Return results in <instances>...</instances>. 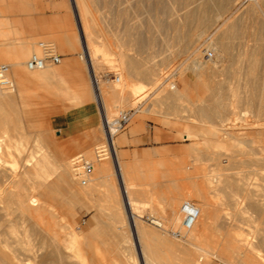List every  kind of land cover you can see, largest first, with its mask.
<instances>
[{"label":"rangeland","instance_id":"rangeland-1","mask_svg":"<svg viewBox=\"0 0 264 264\" xmlns=\"http://www.w3.org/2000/svg\"><path fill=\"white\" fill-rule=\"evenodd\" d=\"M91 1L85 0L87 11H89L87 12V18L90 23L94 22L92 25H94L93 28H96V31L100 35L99 42L107 43V52L113 54L107 57L108 63L102 62L97 66L95 72L97 74V82H99V87H106L107 91L109 88H116L121 98V100L113 101L112 97H109L110 94L106 95L108 100H112H107L110 111L108 118L112 117L118 110L125 112L134 111L131 122L126 130L119 133L114 139L116 148L119 150V147L123 145L121 139L125 138L126 135L134 136L145 133L147 124L162 128L169 125V121L174 122L177 120L189 126V128L200 129L206 127L223 131L219 132L220 139L218 137L212 138L209 141L210 143L208 142L209 144H225L232 141V139L229 140L230 137L228 136H232L231 138L235 141L245 140L248 143L253 142V147L254 149L256 148L258 153L255 157L241 155L235 149L216 148L213 150V154L219 155L223 162L230 160L232 166L229 168L228 163H223L224 166L221 164L219 168H223L224 173L221 170L217 172L219 175H225V178L223 175L225 180L221 179L227 185L230 183V186H222L217 192L210 194L207 191L208 189L205 190L206 187L203 188L205 183L202 184L203 186L201 183L204 182V177L211 170L217 168L219 162L214 160L215 156L212 157L210 155L209 148L201 147L202 153L198 154V157L190 150L192 144H201L203 142L201 138L185 140L181 134H179L180 136L175 135L179 146L173 152L171 162L164 164V176L157 179L162 183L164 193L169 192L165 196L166 198H169L171 195L177 196L179 193H182V195H184L183 193L186 195L191 194L199 184V187H202L205 192L207 191L206 196H208L207 198L210 199V202L213 204L212 207H214L211 231L215 230V228L216 231H209L210 234H206L208 237L206 236L204 242L200 244L206 249L203 262L210 260L212 264H238V260L234 256L225 259L224 255H222V253H226V250L229 252L234 251L232 249L234 245L231 241L236 239L242 243L250 241L256 246L262 240V245L251 255V261L252 264H264V163H259L264 162V152L260 149L263 147V144L260 143L261 139L258 134L261 130H264V117H261L257 111L264 106V0H93L92 4L90 3ZM0 8H3L4 11L7 10L6 13L2 12V15H7L12 23L19 24L20 27L26 30L40 25L55 28L64 21L72 23L69 33L60 35L57 37V41L44 37L32 40L31 44L33 47L30 46L28 55L22 60H18L17 58V48L7 47V44L0 41V65H6L10 68L9 79L14 83L12 92L9 89L3 95L5 100L9 101L10 105L12 104L11 110L15 116H13V119H17L18 123H15L17 124L15 125L16 129L12 128L13 125L10 124L8 126L9 130L7 129L8 132L6 131L7 134L3 136L6 135V138L12 136L16 139L22 134L23 141L21 142L24 143L25 159H30V165L34 166V163L36 164L41 160L45 152V154H50L48 162L39 165V167L45 166V172H43L48 173L44 175L47 177V183H51L53 187L51 190L53 194L49 198V203L51 204L49 205L54 206L57 216L59 215L61 219L65 218V211L68 209L67 212L69 211L73 214L74 218H76L77 227H80L82 230L89 229V221L94 218V231L91 236L88 237L87 241V238H84L85 240L82 238L83 241H80L82 249H85L81 252H83V259L86 264H142L141 259H138L140 253L134 242L129 238L130 233L125 226L127 224V217L124 215L125 213L120 201L122 191L119 179L114 175V165H112L110 160L99 163L95 160V148L104 142L100 114H94L91 121L83 124L79 123L72 118L71 114H64L63 107L57 100L48 96L40 100L34 98L37 95L44 96L45 91L38 85H27L26 91L23 93V95L27 96L25 101H20L16 97L17 80L13 79L15 77L14 73L15 71H20L22 75L30 74L26 71L25 64L30 55L36 52L35 45L38 42L42 41L52 45L56 49L55 53L61 56L60 63L51 67H64L70 65L73 60L80 64L81 67H84L85 61L80 59L83 43L80 39L78 19L71 5V0H0ZM66 36L71 38L74 50L66 48ZM132 40L142 42V47L135 45ZM115 44L118 46H115ZM221 50H224V53L222 51V57L216 60L218 51L221 54ZM117 52L123 53L128 58L133 59V61L140 62V64H143L144 61L142 62V60L152 58L157 66L154 80L157 81L158 88L161 89L171 85L175 89L169 91L167 94L159 95V89H151L144 82L146 81L144 79H123L125 71L118 62ZM226 52L228 55H226ZM207 53L212 54L211 59H206ZM199 56L203 62L206 61L207 63H204V73L202 72L201 75L196 72L195 75L194 72L191 73V62L194 57ZM247 56L248 58L251 56L256 57L257 62L255 65L249 66ZM214 61L215 64L211 63ZM19 65L21 67H17ZM208 66L213 67V69L207 68ZM51 67H48V69ZM209 69L213 70L214 75H211V73V76L208 75ZM33 74H37V72ZM113 75L120 78V84L111 83ZM207 76L211 79H208ZM82 80L87 92H90V81L85 70L83 71ZM123 82L127 83V86L123 87ZM71 83L74 85L78 81L72 79ZM132 84L135 86H140L141 84L144 85V88L139 93L134 94V89L131 88L133 89L131 90L129 88ZM178 92L180 95L177 94ZM125 99L128 102H124V104L123 101H126ZM22 102L36 103L37 105L23 108L21 106ZM0 117L2 116L0 115ZM0 120L2 121L3 118H0ZM43 135L47 138V145L41 140V136ZM250 135L254 137H250ZM118 152L117 157L120 154ZM235 152L238 153L236 154ZM17 156L13 154L7 157L10 164L8 166L15 173L21 172L20 164L22 160H19L18 163L17 161L20 158ZM76 157L94 162L93 172L90 178L85 180L86 184H89H87L88 187L92 189V195L89 193L88 196L90 198L87 196L84 201L69 204L67 202L68 194L66 189H63L62 186L57 187L58 184H55V181L57 182V172L53 171V167L48 168V166H52L53 162L57 166L62 160L73 161L72 159ZM4 159L6 160V158ZM247 159H252V164H249L250 161ZM216 162L218 163L215 165ZM254 162L256 165L258 163L263 164L262 166L258 164L262 168L261 171L253 165ZM105 164L110 166L108 167V174L110 173L108 175L109 183H99L95 181V172L98 166ZM246 164L251 166L248 168ZM225 168L228 170H225ZM33 172L31 173L34 174ZM125 176H127L124 180L126 182L125 190L137 201L133 205L132 213L142 226L153 230L159 236L157 237L158 239L156 237L155 239L153 238L154 242L152 241L157 246L152 244L155 252L152 253L151 262H154L153 264H162L163 262V264H184L182 252L179 254L178 252L165 250L162 253L161 250L163 248L160 246L164 237L166 242H174L175 245L182 244L181 246H183L186 244L185 247L187 246L186 248L192 252L193 247L191 248L190 245L184 242L185 238H181L180 228H175L176 230H170L168 233H165L162 229L160 231V228H157L155 225L154 227L153 224L151 225L152 222L148 223L145 221V218L151 221L154 219L156 221L159 220L158 222L163 224L167 220V216L163 213L165 209L164 203L162 206L155 199L151 198L152 205L157 208V210H153L149 203L140 202V192L150 190L148 176L140 172L135 174L125 173ZM82 179L84 180L85 178ZM26 180L27 184H31L34 181V177L30 175ZM244 180L248 184H252L254 189L241 192L242 190L239 188L241 187L240 182ZM107 183L112 185L109 186ZM234 183H236V186H233ZM231 184L233 185L231 186ZM87 185L85 186L87 187ZM91 185L95 186L92 188ZM85 186L81 185V188L83 189ZM86 187L83 190L89 192ZM184 199L181 203L179 202L177 208H180V204L184 201H190L197 206L203 204L200 199L194 196L191 199L187 197ZM226 200L229 203L225 202ZM115 205L119 207L117 208ZM252 207L256 208L257 211L252 210ZM115 210L118 211L116 212ZM115 212L119 214L118 220L114 219V215H117ZM52 225L53 223L51 224V221H49L50 229H53ZM177 232H179V237L174 235ZM83 242L87 245L84 246ZM221 246L224 250L221 249ZM226 246H229L228 249ZM220 252L222 253L220 254ZM198 264H201V262Z\"/></svg>","mask_w":264,"mask_h":264},{"label":"bare ground","instance_id":"bare-ground-1","mask_svg":"<svg viewBox=\"0 0 264 264\" xmlns=\"http://www.w3.org/2000/svg\"><path fill=\"white\" fill-rule=\"evenodd\" d=\"M92 1L90 2L91 4H92ZM71 5L74 8L73 10H75L74 12H76V16H77V19H78V31H79L80 39H81V41L83 43L82 44V46H83L82 47V56L80 57V59L85 61V64L87 65V67H88V69L90 71L91 78H92V86H93L94 95H95V98H96L95 102L97 103V108L99 109L100 116H101V109H102L104 114H105V116L108 118L110 111L108 109V105H107L108 98L106 97V95L110 94L109 97L110 98L112 97V99L114 101V100H121L120 93H119V91L116 88H109V90L107 91L105 89L106 87H104V88L103 87H99V82H97V78H96L97 74H95V72L97 70V66L99 64H101L102 62L108 63L109 61L107 60V57L112 56L113 54L111 53L112 54L111 55V54H109V52H107V50H106V47L108 46V45L106 46L107 43L105 44V43L99 42V39H100L99 36L100 35L96 31V28H93L94 25H92V24L94 22L90 23V21L87 18V15H88L87 12H89V11H87V6L85 4V0H71ZM252 6H253V4H252ZM163 13H165V12H163ZM93 21H95V19H93ZM3 25L4 24H2V22H1L0 26H3ZM10 33H11V31L1 32L0 33V41L5 43V44H7L6 45L7 47L19 46L21 44L19 39L17 37H15V36H11ZM132 36H133V34H132ZM132 42L135 43V45H137L139 47H142V42L136 41V40H132ZM258 42H259V40H258ZM38 43H36V45H35V48H36V52L35 53H39V49L37 47ZM43 43H46V42H43ZM113 43H115V42H113ZM46 44H48V43H46ZM48 45L55 52V49L53 48V46L50 45V44H48ZM115 46H118V45L115 44ZM253 48H254V46L252 47V50H253ZM255 49H257V48L255 47ZM222 51L224 53V50H221V52H220L221 54H219V51H218V55L219 56L218 55L216 56V60L219 57H222ZM227 52H226V55H228ZM35 53H32V54H35ZM250 54H252V53H250ZM247 55H248V53H247ZM57 56L60 57V61H61V56H59V55H57ZM193 56H194V54H193ZM200 56L199 57H194L192 59V62H191V69H192L191 73L194 72L195 75H196V72L202 75V72L204 73V71H203L204 63L205 64L207 63L206 61L203 62L201 60ZM117 57H118V60H119L118 62L120 64L121 68H123L124 71H125V73L123 75V77H124L123 79H131V78H133V79L134 78L135 79H141V80L144 79V80H146L144 82H146L147 85H149L151 87V89L152 88L153 89H156V88L159 89L157 81L154 80L155 77H156L157 66H156L155 61H153L152 58L151 59H149V58L148 59L141 58V59H144V60H142V62L143 61L144 62H143V64H140V62L137 63L135 60L133 61V59L128 58L126 55H124L121 52L118 53ZM223 57H225V56L223 55ZM145 58H146V56H145ZM247 58H248V56H247ZM215 61L211 62V63L215 64ZM256 62H257V59H256L255 56H251V57L248 58L249 66L255 65ZM51 66H56V65H47L44 68L39 69V70H29L26 67V64H25V69L28 72H40V71H43L44 69H46L48 67H51ZM211 66H213V65H211ZM207 68L213 69V67H210V66H208ZM210 73L212 75L213 74V70L209 69V74H208L209 76H211ZM199 74H197V75L199 76ZM9 75H10V68H9V74L7 75V85L0 86V115L2 116L0 118H3L2 121L0 120V122H1L0 123V132H2L1 135H0V264H86L84 259H83V252H81V251H84L85 249L84 248H83L84 250L82 249V247L80 245L81 244L80 241H83L82 238L83 239L87 238L86 239V241H87L88 237L91 236L92 232L94 231L93 230V228H94V223H93L94 222V218H92L89 221L90 228L82 230V229H80V227H77V224H76V221H75L76 218H74L73 214H71L69 211L67 212L68 209H66V211H65L66 212L65 213V218L61 219L59 217V215L57 216L56 209H54V206L52 207L51 205H49V204H51V203H49V198H51L50 196L53 194L51 192L53 187H52L50 182H49L50 184L47 183V177L44 175V174H48V173H44L45 172V168H44L45 166L44 167L43 166L39 167V165H43V164H46V162H48V157L50 156V154L49 155L45 154L46 153L45 152L43 154L41 160H39V161L37 160L38 162L36 164L34 163V166L30 165V161H29L30 159L29 158H28L29 160L25 159L26 156H25V152H24V149H23L24 143L21 142V141H23L22 140L23 139L22 134H20L19 138L17 137L18 139L17 138L14 139V137H12V136H8L7 138L5 137L6 135L3 136L4 134H7V132H8L7 129H8V126H10V124L13 125L12 128L13 127L15 128V125L18 124L17 123V119L16 120L13 119V116H14L13 113L14 112L11 110L12 104L10 105V102L6 101L5 97L3 95V94H5L7 92V90L11 89V92H12V89H14V83H13V81L11 79H9ZM113 76L115 77V79L112 80L111 83L115 82V83H119L120 84V78L116 77V75H113ZM198 76H196V77H198ZM209 76H207L208 79L210 78ZM248 76H249V73H248ZM93 77H94V79L97 82V88H98V91H99V97L96 95V91H95V87H94V83H93ZM141 80H140V82H141ZM263 80H264V78H263ZM261 82H263V81H261ZM258 83H260V81H258ZM123 84H124L123 87L127 86V83L123 82ZM262 87H263V85H262ZM129 88L130 89L133 88L134 89V94H137L140 91H142V89L144 88V85L140 84V86H137V85L135 86V85L132 84ZM133 89H131V90H133ZM174 89H175V87H172L171 85H169L168 87H163V88L159 89L158 94L159 95L167 94L169 91H172ZM257 90H258V88H257ZM211 91H212V89H211ZM8 93H10V92H8ZM177 94L180 95L179 92ZM5 96H7V95H5ZM213 96H214V94H213ZM251 99H253V98H251ZM109 100H111V99H109ZM125 100L126 101H123V103L124 102H128L127 99H125ZM179 101H181V100H179ZM252 101H254V100H252ZM261 104H262V102H261ZM253 109H254V107H253ZM256 109H258V108L256 107ZM257 111L259 112L261 117L262 116L264 117V106H262V108L257 110ZM199 113H200V111H199ZM257 115H256V117H257ZM15 123H17V124H15ZM170 123H173L174 125H176L178 127L179 131L177 133L181 134L182 137L185 138V140L191 139V138H201L202 139L203 142L201 144L194 143V144H192L190 146V150L193 153H195L197 155V157H198V154L202 153L201 152L202 151L201 147L202 148H209V150L211 152L210 155L212 157L215 156L214 160L215 161L217 160L219 162V163L218 162L215 163V165L218 163V166H217L216 169L211 170V172L208 175H206L205 177L203 176L204 177V182L201 183V185L203 183H205V186H203V185L202 186H203V188L206 187L205 190L208 189L207 191H209L210 194L213 193V192H217L218 189L220 187H222V186H225V187L226 186H230V183H229V185H227V183H224V181H222L221 178H223L224 174L223 175H219V174H217V172L218 171L220 172V170L223 172V170H222L223 168L222 169L219 168L221 164L224 166L223 163H228L229 168H230V166H232L230 160L229 161L226 160L225 162H223L220 159L219 155H214L213 154V152H214L213 150L214 149H216V148H218V149L219 148H222V149L225 148V149H231V150L235 149L241 155H244V156H247V157L248 156L249 157H255L256 155H258L256 148L254 149V147H253V142L248 143L245 140L235 141V140H233V138H231L232 136H228V137H230L229 140L232 139V141L227 142L225 144H209L210 143L209 141L212 138H217L218 137L220 139L219 132H223V131L217 130L216 128L215 129L206 128V127L205 128H200V129H196V128H192V127L189 128V126H187L185 124H182V122L180 123L178 120L174 121V122H170L169 121V124ZM15 129H14V131H15ZM251 132H253V131H251ZM248 134H250V133H248ZM248 134H246V135H248ZM258 134H259V137L261 139L260 143L263 144V147L260 148V149H261L262 152H264V130H261V132H259ZM18 135H19V132H18ZM23 136H24V134H23ZM224 136H225V134H224ZM251 136L252 135H250V137ZM41 137H42V139L41 138H39V139H41L43 141V143L45 145H47L46 136L43 135ZM228 137H227V139H228ZM246 137H249V136H246ZM252 137H254V136H252ZM254 141H255V139H254ZM26 142H27V140H26ZM41 142H40V144H41ZM113 142H114V140H113ZM45 145H44V148H45ZM113 146H114V152H115V159L105 158V159H103L102 161H99V162H103V161L105 162L106 160H110L112 165H114V175H115L116 178L119 179V184H120V188H121V191H122V193H121L122 195H120V201H121L122 206H123V210H124V213H125L124 215H126V217H127L126 218L127 219L126 220L127 224L125 226L128 228V231L130 233V234L128 233L130 235L129 238H131V240L134 242L137 250L139 251L140 255H139L138 259H141L142 264H153L154 262L152 263L151 260H152V253L155 252V248H154V246L152 244L155 245V243H152V241H153V238L155 239V237H156V239H158L157 237H159V236L153 230H151V229L149 230V229L145 228L144 226H142L139 223L138 219H136L134 214L132 213L133 205L137 201L132 197V195L130 193L127 192V190H125L126 182L124 180H125V177H127V176L124 175L125 172L123 173L122 168H121L122 166L121 165H117V163H116V161H117L116 144L114 143ZM42 149H41V151H42ZM46 149H48V148L46 147ZM39 151H40V149H39ZM27 153H28V151H27ZM32 153H33V151H32ZM13 154L18 155L17 157L20 158L17 161L18 163H19V160H22V163L20 164L21 165V167H20L21 168V172H19V173H15V171L8 166V164H9L8 161L9 160H7V157L12 156ZM259 156H261V155H259ZM235 157H236V155H235ZM4 158H6V160ZM72 160L73 161L62 160L61 162H59V164H57V166H55L54 162H53V165L51 164L52 166H50L49 164H48L49 166L47 165L48 168L53 167V169H54L53 171L57 172V174H56L57 175V177H56L57 182L55 181V184L56 183L58 184L57 187L62 186L63 189H66L67 194H68L67 202L69 204H75V203H78L80 201H84V199L89 195V193H91V195H92V189L88 187L89 184L87 183L88 184L87 185L86 181H85L86 179L90 178L92 173L90 174L89 177H86L84 180L83 179L81 180V178H82V176H81V170H82L81 164L83 162H87L89 164L90 163L93 164L94 162H89V161H87L85 159H82L81 157H76L75 159H72ZM263 160H264V157H263ZM232 161H233V159H232ZM248 161H250L249 164H252V162H253L252 159L248 160ZM99 162H97V163H99ZM243 163H245V162H243ZM259 163H264V162H259ZM258 164L256 165V163L254 162L253 165H255V167L259 171H261L262 168L259 167V165H261V164H259V165ZM246 165H248V164H246ZM246 165H244V166H246ZM250 166L251 165H248V168ZM72 167H73V170H72ZM108 167H110V166H108L106 164L97 167L96 172H95V181H97L99 183L100 182L106 183V182L109 181L108 175L110 173L108 174V172H109L108 171ZM233 167H234V165H233ZM225 170H228V169L225 168ZM32 171H34L33 172L34 174L31 173ZM30 175L34 177V181L31 184H27V180L26 179ZM163 176H164L163 172H160L158 170H154L150 174L148 179L150 178L149 180H154V179L157 180L158 177H163ZM226 177H227V175H226ZM224 178H225V175H224ZM224 178H223V180H225ZM240 183H241V185H240L241 187H239V188H241V190H242L241 192H243V191L245 192L247 190L254 189V186L252 184H248L247 182H245V180L241 181ZM92 184H93V182H92ZM235 184L236 183H234V185L231 184V186L232 185L236 186ZM81 185L82 186L87 185V187L86 186L85 187L87 188V190L89 192H86V190H83V189H85V187L82 189ZM111 185H109V186H111ZM93 186H95V185H93ZM93 186H92V188H93ZM99 186H101V185H99ZM199 186H200V184L194 188V190H193V192L191 194H188V195H186L185 193H183L184 195H182V193L181 194L179 193V194H177L178 196H175V195L172 196L171 195L169 198L168 197L167 198L163 197L162 201H163V203L165 205V209H164L163 213H165V215L167 216L166 217L167 220H166L165 223L162 224V223L158 222L159 220L156 221V220L153 219V221L151 223V225L152 224H153V226L155 225L157 228H160V231L162 229L165 233H168V231H170V230L173 231L175 228H180L181 238H183V239L185 238L184 242L187 243L188 245H190L191 248L193 247L192 252L189 251L186 248L187 246L185 247L186 244L183 245V246H181L182 244L181 245H175L174 242H172V243L170 241L166 242L164 237L162 238V245H160V246H162V248H163L161 250L162 253L165 250H167L169 252H178L179 254L182 252L183 255H184V258H183L184 259V261H183L184 264H198L200 262H201V264L202 263L203 264H212L210 260H205L203 262V258L206 255V249L203 248V246L200 245V244L204 242V239L207 236L206 234L207 233L210 234L209 231H211V229H212L211 227H212V224H213L212 223V218H213V212H214L213 208L214 207H212L213 204L210 202V199L207 198L208 196H206V194H207L206 192L207 191L205 192V190L202 187H199ZM112 188H113V186H112ZM234 189H237V188H234ZM110 190H112V189H110ZM167 191H169V190H167ZM219 192H220V190H219ZM251 193H253V192L251 191ZM251 193H250V196H251ZM193 196L198 198V199H200L203 202V204L200 205V206L199 205L197 206V205H195L193 203L195 205V207L197 208V210H198V214H199L198 218L196 220L195 225L189 231H183L181 229V223H180V221L182 219L180 208H181V205L183 203L190 202V201H184L182 204H180V208H177L178 207L177 205L179 204V202L181 203L182 200H185L184 199L185 197L191 199ZM210 196H212V195H210ZM214 197H216V196H214ZM242 197H241V199H242ZM252 197H253V195H252ZM251 200H252V198H251ZM225 202H228V201L226 200ZM249 202H251V201L249 200ZM114 203H118V202H114ZM115 206L117 208L119 207L117 205H115ZM258 208H259V206H258ZM69 209L71 210V208H69ZM248 209H250V208H248ZM252 210L257 211L256 208H253ZM118 216H119V214L114 215V219L118 220ZM49 221H51V224L53 223V225H52L53 229H50ZM115 226H117V225H115ZM213 230L211 232L216 231V228H215L214 231ZM155 231H156V229H155ZM218 232H219V230H218ZM218 232H216V233H218ZM121 235H122V233H121ZM126 235H127V233H126ZM86 241H84V242H86ZM261 241L262 240H260L258 242L259 245L256 246L255 244H252V242H250V241L248 243H242L241 241L235 239L234 241H231L233 243V245H234V248H232L234 251L233 252H229L228 250H226V253L220 252V254L222 253V255H224L225 259H229V258H231V256H234L235 258H237L238 264H252L251 255L253 254L254 251L259 249L260 245H262L263 241H262V243H261ZM157 242L159 243V241H157ZM150 243H151V245H150ZM214 244H216V243H214ZM85 245H87V244L84 243V246ZM220 245H222V244H220ZM155 246H157V245H155ZM228 247L226 246L227 249H228ZM85 248H87V247H85ZM221 249H222V246H221ZM222 250H224V249H222ZM221 257H223V256H221ZM200 258H201V261H200ZM89 261H90V259H89ZM116 261H118V260H116Z\"/></svg>","mask_w":264,"mask_h":264},{"label":"crops","instance_id":"crops-1","mask_svg":"<svg viewBox=\"0 0 264 264\" xmlns=\"http://www.w3.org/2000/svg\"><path fill=\"white\" fill-rule=\"evenodd\" d=\"M6 11L7 10L4 11L3 8H0V25L1 22L4 24L0 26V33L11 31V36H15L19 39L21 44L12 47L13 49H18V60H22L28 55L30 46L33 47L31 44L32 40L44 37L57 41V37L69 33L72 25V23L64 21L55 28L40 25L26 30L20 27L19 24L12 23L7 15L1 14L2 12L6 13ZM65 46L69 50H74L73 42L69 36H66ZM17 67H21V65ZM84 70L89 77L90 92H87L86 86L83 84L82 79ZM29 73L30 74L23 75L20 71H15L14 73L15 77L13 79L17 80L16 97L19 98L20 101H25V99H27V96L23 95L27 85H38L45 91L44 96L37 95L34 98L40 100L48 96L57 100L63 107L64 114H71L72 118L79 123L83 124L91 121L94 114H100L95 102L96 98L92 86L91 74L85 63L84 67H81L80 64L73 60L70 65L64 67L46 68L43 71L37 72V74H33L34 72ZM72 79H76L78 83L73 85L71 83ZM36 105V103H21L23 108H28L30 106L34 107ZM178 131V127L173 123L162 128L147 124L145 133L134 136L126 135L125 138L121 139L123 145L119 147V150L117 149V152L119 151L118 153H120L117 157V165L122 166L123 173L135 174L140 172L148 176V174H151L154 170H161L160 172H163L164 164L171 162L173 152L179 146L178 139L175 137V135H179V133H177ZM148 185L150 190L140 192V202L149 203L153 210H157V208L152 205L153 202L150 199H155L157 203L163 206L162 198L167 196L168 193H164L162 183H160L158 179L149 180Z\"/></svg>","mask_w":264,"mask_h":264},{"label":"built area","instance_id":"built-area-1","mask_svg":"<svg viewBox=\"0 0 264 264\" xmlns=\"http://www.w3.org/2000/svg\"><path fill=\"white\" fill-rule=\"evenodd\" d=\"M39 53L32 54L26 62V67L29 70H39L47 65H57L60 62L53 49L46 43L39 42L37 45ZM212 54L207 53L206 59H211ZM9 74V67L0 65V86L7 85V75ZM115 77H113V80ZM93 83L96 91V95L99 97V91L97 88V82L93 77ZM134 111H116L115 114L107 118L101 109V128L104 135V142L95 148L94 156L96 162L102 161L105 158L115 159L114 142L115 137L126 130L130 124ZM93 164L83 162L81 164V176L82 178L89 177L93 171ZM180 212L182 215L181 229L183 231H189L196 223L198 218V210L192 202H185L181 205ZM145 221L151 223L152 221L145 218ZM176 237H179V232L174 233Z\"/></svg>","mask_w":264,"mask_h":264}]
</instances>
